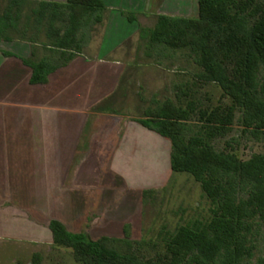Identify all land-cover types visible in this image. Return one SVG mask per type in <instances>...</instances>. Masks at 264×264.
<instances>
[{
    "label": "trees",
    "instance_id": "obj_1",
    "mask_svg": "<svg viewBox=\"0 0 264 264\" xmlns=\"http://www.w3.org/2000/svg\"><path fill=\"white\" fill-rule=\"evenodd\" d=\"M196 4L195 17L157 15L147 32L149 40L172 49L187 48L201 69L197 78L217 85L230 102L197 109L192 101L182 108L178 100L166 99L146 107L140 123L170 139L171 170L189 173L199 183L212 203L211 216L167 233L163 249L149 256L127 240H93L49 220L52 242L70 248L78 263L264 264V154L242 160L213 143L229 130L236 113L243 131L264 137V0H196ZM27 5V0H6L0 9V42L12 40L9 30L17 28ZM103 10L102 0L40 1L32 6L24 16L30 25L24 23L20 36L29 26L35 33L44 28L57 63L28 62L30 81L45 82L50 71L80 52L102 21ZM127 18L132 21L134 16ZM35 33L29 41H35ZM124 233L127 236V228ZM121 243L128 249L121 250ZM39 261L34 253L31 264Z\"/></svg>",
    "mask_w": 264,
    "mask_h": 264
},
{
    "label": "rangeland",
    "instance_id": "obj_2",
    "mask_svg": "<svg viewBox=\"0 0 264 264\" xmlns=\"http://www.w3.org/2000/svg\"><path fill=\"white\" fill-rule=\"evenodd\" d=\"M5 3L6 0H0V9ZM145 3V8L134 17L135 43L122 44L121 48L122 59L126 62L124 73L136 78L129 82L130 105L124 108L122 102L116 109L140 123L146 107L166 99L174 103L178 100L182 108L189 101L194 102L197 109L229 104L230 99L223 96L217 85L203 83L197 78L201 69L188 55L187 48L172 49L149 40L147 32L154 26L157 14L195 17L196 0H146ZM32 6L28 4L23 9L17 28L9 30L11 41L21 39L25 22L30 25L31 21L25 20L24 16L29 14ZM127 19L126 16V21L119 25L118 39L127 35L125 31L135 29ZM27 31V36L35 33L33 26ZM97 33L93 36L97 37ZM35 34L38 43L48 44L44 28ZM91 36L89 33V40ZM6 42L0 44H12ZM238 117L239 113H236L229 130L213 139L215 147L232 152L242 160L252 154H264V137H254L243 131ZM146 142V145L138 144L135 153L126 154L130 160L121 161V168L130 174L128 183L132 188L127 187L122 178L111 175L114 179L107 176L102 179L100 165L107 168L109 165L105 160L97 161L96 167L88 170L89 190L83 192L41 194L45 199L42 197L33 207L31 203H24L23 207L10 200V194H1L0 264H31L34 253L40 256L39 264H81L75 261L70 248L52 242L48 228L51 219L60 221L67 230L83 232L93 240L102 237L127 240L133 249L146 256L162 250L167 233L178 226L207 221L212 203L189 173L171 170L170 139L154 131L147 135ZM101 183L105 185L100 186ZM16 196L11 194L12 198ZM128 247L124 243L119 245L121 250Z\"/></svg>",
    "mask_w": 264,
    "mask_h": 264
},
{
    "label": "crops",
    "instance_id": "obj_3",
    "mask_svg": "<svg viewBox=\"0 0 264 264\" xmlns=\"http://www.w3.org/2000/svg\"><path fill=\"white\" fill-rule=\"evenodd\" d=\"M40 1L66 0L27 3L35 6ZM102 2V21L91 30L88 43L50 71L45 82L30 81L28 62L56 64L50 44L29 41L28 31L21 39L4 41L12 44H0V201L1 194H10L17 204L33 207L44 198L41 194L89 190L88 170L105 160L109 165H100L102 179L122 178L132 188L121 161L130 160L126 154L135 153L138 144L146 145L147 135L154 131L116 109L122 102L129 107V82L136 80L124 73L121 51L122 44L136 41L135 19L133 31L117 36L120 23L131 14L136 17L146 0Z\"/></svg>",
    "mask_w": 264,
    "mask_h": 264
}]
</instances>
